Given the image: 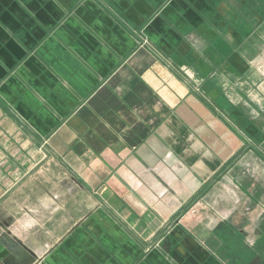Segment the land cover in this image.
Instances as JSON below:
<instances>
[{
	"label": "crops",
	"instance_id": "crops-1",
	"mask_svg": "<svg viewBox=\"0 0 264 264\" xmlns=\"http://www.w3.org/2000/svg\"><path fill=\"white\" fill-rule=\"evenodd\" d=\"M0 264H264V0H0Z\"/></svg>",
	"mask_w": 264,
	"mask_h": 264
}]
</instances>
